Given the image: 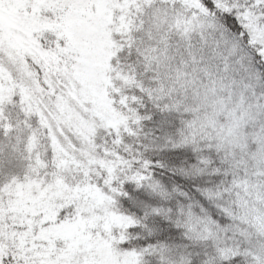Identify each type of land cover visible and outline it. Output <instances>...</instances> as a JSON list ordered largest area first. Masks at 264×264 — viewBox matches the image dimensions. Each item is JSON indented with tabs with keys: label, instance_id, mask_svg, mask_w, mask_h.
Masks as SVG:
<instances>
[{
	"label": "snow or ice",
	"instance_id": "6c2138e0",
	"mask_svg": "<svg viewBox=\"0 0 264 264\" xmlns=\"http://www.w3.org/2000/svg\"><path fill=\"white\" fill-rule=\"evenodd\" d=\"M0 264H264V0H0Z\"/></svg>",
	"mask_w": 264,
	"mask_h": 264
}]
</instances>
